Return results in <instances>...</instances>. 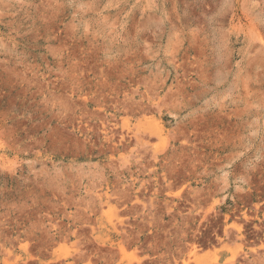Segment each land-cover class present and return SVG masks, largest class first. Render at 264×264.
<instances>
[{
	"label": "rangeland",
	"instance_id": "374dc122",
	"mask_svg": "<svg viewBox=\"0 0 264 264\" xmlns=\"http://www.w3.org/2000/svg\"><path fill=\"white\" fill-rule=\"evenodd\" d=\"M0 264H264V0H0Z\"/></svg>",
	"mask_w": 264,
	"mask_h": 264
}]
</instances>
